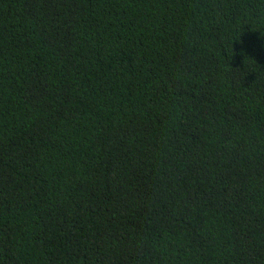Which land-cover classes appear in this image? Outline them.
I'll return each instance as SVG.
<instances>
[{
	"label": "trees",
	"instance_id": "1",
	"mask_svg": "<svg viewBox=\"0 0 264 264\" xmlns=\"http://www.w3.org/2000/svg\"><path fill=\"white\" fill-rule=\"evenodd\" d=\"M0 264H264V0H0Z\"/></svg>",
	"mask_w": 264,
	"mask_h": 264
}]
</instances>
